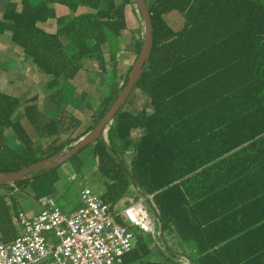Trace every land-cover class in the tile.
Here are the masks:
<instances>
[{
  "label": "trees",
  "instance_id": "16d2710c",
  "mask_svg": "<svg viewBox=\"0 0 264 264\" xmlns=\"http://www.w3.org/2000/svg\"><path fill=\"white\" fill-rule=\"evenodd\" d=\"M147 2L154 37L149 65L109 129V144L98 139L88 145L97 158L94 176L104 182L106 202L115 207L130 192L138 201L134 180L158 209L167 247L160 245L156 253L152 235L139 233L124 260L169 264L178 256L174 250H181L196 264H264V0ZM54 3L66 5L70 13L58 16ZM134 4L7 2L0 32L10 31L12 41L47 74L46 87L56 110L50 115L36 96L24 103L0 90V172L70 148L99 122L132 66L77 136L73 134L82 120L65 107V87L89 60L97 62L102 73L110 72L112 81L117 79L128 27L126 8ZM173 11L183 18L179 29L168 19ZM52 18L58 24L56 32L41 26ZM141 31L138 27L134 32L136 57ZM136 89L147 101L133 111L130 97ZM21 108L30 130L16 118ZM137 129L141 134L133 138ZM63 134L66 140L55 143ZM45 139L52 142L45 146ZM130 149L131 165L123 166L119 158ZM82 150L67 160L78 173L85 164L79 156ZM57 168L14 185L30 186L34 198L53 195L60 179ZM7 186L11 185L0 188ZM21 209L13 192L0 193V241L17 236L14 217Z\"/></svg>",
  "mask_w": 264,
  "mask_h": 264
},
{
  "label": "built area",
  "instance_id": "2783aa9c",
  "mask_svg": "<svg viewBox=\"0 0 264 264\" xmlns=\"http://www.w3.org/2000/svg\"><path fill=\"white\" fill-rule=\"evenodd\" d=\"M80 200L78 208L68 211L54 197L42 196L39 212L19 210L17 236L0 241V264H123L139 233L159 238L161 228L143 199L118 209L85 186Z\"/></svg>",
  "mask_w": 264,
  "mask_h": 264
},
{
  "label": "rangeland",
  "instance_id": "374dc122",
  "mask_svg": "<svg viewBox=\"0 0 264 264\" xmlns=\"http://www.w3.org/2000/svg\"><path fill=\"white\" fill-rule=\"evenodd\" d=\"M134 9L136 10L134 14L128 19V27L124 30L123 37H122V48L119 53V63H118V77L114 81L111 80L110 72L102 73L95 61H86L84 69L80 71L75 79L70 81L68 85L70 91L65 88V93L67 94V101L65 102V107L75 115H77L81 120V126L76 130L73 136H77L81 132H83L89 124L92 122V113L96 110L100 102L102 101L103 97L111 91V89L118 84L122 83L128 69L133 65L136 59V53L134 50V36L135 30L138 27H141V34L143 32L142 28V20L137 11V8L134 4ZM171 23L174 25L176 29H179L183 26V19L180 21L172 20ZM26 62L20 61L19 64L16 65L15 68L23 67L28 68ZM21 65V66H20ZM112 62L109 61V69H111ZM38 69V68H37ZM39 71V72H38ZM46 74L41 70H35L33 67L28 68L25 78L19 80V83L16 84V87L10 86L14 92L22 93L23 96L31 95L32 93H37L40 96V105L42 107L51 106L49 102L48 88L45 87V79L44 76ZM131 101V102H130ZM130 108L131 110H139L147 101V97L145 94L140 90L136 89L131 97H130ZM52 102V101H51ZM49 103V104H48ZM48 104V105H47ZM55 107V106H54ZM54 110L45 109V111L53 115ZM54 111V112H53ZM22 118L25 122L26 126L30 128L29 122L26 120L23 114V109L17 113L16 118ZM35 136V134H34ZM67 134H63L61 138H59L55 143H61L62 141L66 140ZM52 141L50 139L43 140L45 146H48ZM92 149L91 146L84 148L79 153V156L82 157L90 152ZM126 166L130 167L131 161H124ZM94 164V165H93ZM96 167L95 161H85L83 169L78 173L76 166L74 165L73 161H66L57 168V172L60 175V179L56 186V192L54 195L56 196L57 203L65 210H74L78 208L81 204L80 200V192L82 188L90 183L91 174H87L89 169H94ZM75 173L76 175H73ZM53 173H50L48 177H51ZM73 176V177H72ZM89 180V181H88ZM39 181V179L37 180ZM88 182V183H86ZM11 186L1 187L0 193H11L13 192L14 195L17 196L18 199H21V206L22 208L29 210V204L27 201H23L26 199H34V195L32 193V188L26 187L21 188L19 186H15L14 184H10ZM14 185V186H13ZM91 188H93L96 192L102 193L104 190V186L101 183H94L92 182L89 184ZM135 189V188H134ZM138 193V192H137ZM139 194V193H138ZM144 201L146 208L149 210L151 216L155 221V225L158 229L161 228V222L159 220L158 214L155 213L154 208L152 207L153 202L149 199H144L139 194V200ZM138 200V201H139ZM135 202L133 197V193L130 192L127 196L121 199L118 203H116L115 208L122 209L132 203ZM36 208L40 210L41 206L40 203L35 205ZM37 209V210H38ZM148 234V233H144ZM153 249L156 253L159 252V246L161 242L159 238H153L150 240ZM168 244L171 245V242L168 241ZM146 264V263H144ZM169 264H189L188 260L181 258L180 256H175L173 260Z\"/></svg>",
  "mask_w": 264,
  "mask_h": 264
},
{
  "label": "water",
  "instance_id": "95a60500",
  "mask_svg": "<svg viewBox=\"0 0 264 264\" xmlns=\"http://www.w3.org/2000/svg\"><path fill=\"white\" fill-rule=\"evenodd\" d=\"M133 1L142 20V45L140 48V52L130 69L126 84L121 89L117 98L114 100L110 108L102 116L99 122L91 130H89L76 142H74L70 148L63 149L60 152H57L47 158L36 161L28 166H24L20 169L11 170L7 172H0V186L7 184H15L16 182L23 181L26 179H33L36 175L42 174L53 168H56L66 162L80 150H82L89 144L94 143L98 139H102L107 144H109V129L114 123L116 116L119 115L120 111L124 109L131 92L133 91L137 82L139 81L142 74L149 65L151 52L154 44L153 22L149 11L148 2L147 0ZM119 162L124 166V161H122V159L119 158ZM133 187L142 196V198L147 200L149 199V197L140 189V187L134 180ZM159 240L161 242V245L167 247L165 238L162 234V228L160 231ZM174 251L177 252L176 250ZM182 256L185 260L189 261V264H196L188 256L184 254H182Z\"/></svg>",
  "mask_w": 264,
  "mask_h": 264
},
{
  "label": "crops",
  "instance_id": "0c3cea01",
  "mask_svg": "<svg viewBox=\"0 0 264 264\" xmlns=\"http://www.w3.org/2000/svg\"><path fill=\"white\" fill-rule=\"evenodd\" d=\"M9 1H20V0H0V19L2 18V15H3V13H4L5 9H6V4ZM39 1L40 0H32V2L34 4L38 3ZM53 6H54V8H55L56 13H57L58 16L68 15L70 13V9L66 5L59 4V3H54ZM81 10H83V8H81L80 11ZM135 11L136 10L134 9L133 5H128L127 6V8H126L127 20L134 14ZM168 19H169L170 22L172 20H174V22H175V21H180L183 18H182V16L178 12L173 11V12H171V13L168 14ZM41 26L43 28H45L47 31H49V32H56L57 29H58L57 21L54 18L49 19L45 23H42ZM172 26L174 27L173 24H172ZM20 61L29 63V64H27L28 65L27 66L28 68H30V67L32 68L33 67V69H35V70H38L39 69L38 66L33 63V61L31 60V58L27 54H25L23 52V49L20 46L16 45L12 41L11 32L10 31L0 32V90L3 91V92L9 93V94H13V95H16V96L20 97L21 100H22V102H24V103L29 98H31L33 96H36L37 97V103L39 104V106L43 110H45V109L53 110L55 107H54L53 103L51 102L49 95H47V96L49 98V102H50L51 106L42 107L40 105V102H39L40 101V96L37 93H32L31 95L23 96L22 93L14 92V90L10 88V86L16 87V84L19 83V80L21 81L22 78H25L26 77V74L25 73L27 72L28 68H26V69L23 68V67L15 68L16 65L20 63ZM40 74L42 76H44L42 73H40ZM44 79H45V87H46V83H47V79H48L47 74H46V76H44ZM69 84H70V81L68 82V85ZM68 85L65 87L66 89L69 87ZM68 91H70V90H68ZM48 94H49V91H48ZM67 99H69V98H67V94L65 93V102L67 101ZM21 109L18 112H20ZM148 110L151 111L150 108ZM16 115H17V113H16ZM19 120H21L22 123H24V125L26 126L25 122L23 121V119L21 117L19 118ZM28 129L30 130L31 129V126ZM140 134H141V130L140 129L134 130L133 133H132V137L133 138H137ZM80 158H81L82 161H97V158L94 157V154H93V150L92 149L90 150V152L88 154L83 155ZM132 158H133V152H132L131 149L128 150V151H126L122 155V161H132ZM95 171H96V167L94 169H92V168L89 169V171L87 173V174H91V177L89 179L90 180V183L89 184H91L92 182H94V183H98V184L101 183L102 186H104L103 180H100V179H96L95 178V176H94ZM73 175H76V174L73 173ZM86 183H88V182H86ZM89 184H86L85 186H88ZM56 186H57V184H56ZM104 190H105V186H104ZM104 190H103V192H104ZM102 193H100V194L102 195ZM44 196H52L56 200V196L54 194L53 195H44ZM39 198H34L32 200L31 199L23 200V201H27L30 204H29V210H26L24 208L22 210H25L30 215L39 212V209L35 207V205L37 203H39ZM19 200H20V202H22L21 199H19ZM17 229H18V227H17ZM176 251L179 252V253H177L178 256H180L181 258H183L182 254H181L182 253L181 250H176ZM123 264H144V263H139V262L129 263L128 260L127 261L124 260L123 261Z\"/></svg>",
  "mask_w": 264,
  "mask_h": 264
}]
</instances>
